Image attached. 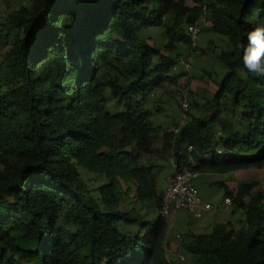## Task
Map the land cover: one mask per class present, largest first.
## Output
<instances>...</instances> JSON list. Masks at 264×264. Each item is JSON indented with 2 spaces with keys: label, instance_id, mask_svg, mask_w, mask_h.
Segmentation results:
<instances>
[{
  "label": "trees",
  "instance_id": "1",
  "mask_svg": "<svg viewBox=\"0 0 264 264\" xmlns=\"http://www.w3.org/2000/svg\"><path fill=\"white\" fill-rule=\"evenodd\" d=\"M205 11L228 69L212 97L191 99L206 114L191 113L178 131L156 126L148 102L185 73L175 70L179 44L190 47L184 28ZM259 23L264 0H29L9 12L0 32H16L0 47V264H264L256 180L221 181L245 207L242 225L189 231L182 246L193 260H170L164 191L146 161L162 136L176 170L264 167V77L242 60ZM151 25L165 26L168 51L141 35ZM80 167L106 178L97 195ZM135 198L156 215L136 211Z\"/></svg>",
  "mask_w": 264,
  "mask_h": 264
},
{
  "label": "rangeland",
  "instance_id": "2",
  "mask_svg": "<svg viewBox=\"0 0 264 264\" xmlns=\"http://www.w3.org/2000/svg\"><path fill=\"white\" fill-rule=\"evenodd\" d=\"M28 1L0 0V32L2 34L8 31V28L4 24L7 21L8 13L18 8L21 4L28 3ZM140 33L142 36L148 38L151 43L158 44L163 51H168L165 48V43L167 42L165 26L151 25L143 28ZM15 36L16 32L14 29L11 30L7 37L0 39L2 52H5L12 45ZM223 42V39L217 32L205 26L198 35V46L196 49L191 51L189 46L179 44V48H181L180 54L183 53L191 56V67L185 69L180 64L175 68L176 71L183 70L185 73L175 83H168L165 87L155 91L153 99L148 102V106L156 110L151 116L156 126L175 128L180 123V119L183 116L179 99L182 85H190L192 87L191 99L196 98L201 103L213 96L228 69L227 65L217 55ZM108 98L111 111L115 112L121 108L120 105H117L116 99L109 95V93ZM157 105L159 106V110L156 109ZM207 112L208 110L204 108L198 109L191 107L192 114L203 115ZM226 117L230 119L228 116ZM226 117L223 118L228 121ZM234 121L236 125L240 124L237 118ZM240 129L243 130V126ZM223 133L224 131L220 127L217 128L216 137H220ZM171 157V151H166L162 136L159 137V143L154 153L146 157V161L150 166V174L153 176L159 191L165 190L169 177L176 170L172 164ZM80 170L90 184L94 194L97 195L98 191L95 188L105 182L106 178L84 167H80ZM247 180H256L258 186L264 187V167L240 168L224 173L212 171L199 173L195 179L198 193L203 200L210 201L213 204V208L203 212L201 217H196L185 208H181L177 211L172 222L167 221L166 247L170 260L175 263H180L185 259L187 262L193 260L194 256L182 246L183 235L185 236L189 231L208 232L217 223L227 221L233 222L237 227L242 225L245 219V207L237 202H233L229 206L224 204V197L226 196L225 187L221 184V181H226L230 186L237 187L239 182ZM131 205L135 207L136 211L147 212L148 217H154L156 215L155 209L149 200L140 201L135 198L131 202ZM123 228L131 229L134 226L123 224ZM178 233L182 236L176 235ZM182 256H184V259L181 258Z\"/></svg>",
  "mask_w": 264,
  "mask_h": 264
},
{
  "label": "built area",
  "instance_id": "3",
  "mask_svg": "<svg viewBox=\"0 0 264 264\" xmlns=\"http://www.w3.org/2000/svg\"><path fill=\"white\" fill-rule=\"evenodd\" d=\"M208 18L206 11L200 17L187 23L184 28V32L189 36L190 49L193 51L198 46V35L207 24ZM191 56L187 54H180L178 62L175 64L177 68L180 64L185 69L191 67ZM191 94L192 87L188 84H184L180 89L179 99L183 112V116L180 119L179 126L175 127V131H178L181 127L187 124L191 118ZM193 146L189 145V149ZM217 150L221 152V148L217 147ZM174 165L175 162L172 161ZM199 171L190 168H183L182 170H175L171 174L168 180V184L163 192V201L160 208V214L168 222H172L173 218L177 214V211L181 208H185L196 217H201L203 212L213 208V204L210 201H205L199 195L195 179L199 175ZM232 203V198L228 195L224 197V204L229 206ZM181 236V234H178ZM184 259V256L181 257Z\"/></svg>",
  "mask_w": 264,
  "mask_h": 264
},
{
  "label": "clouds",
  "instance_id": "4",
  "mask_svg": "<svg viewBox=\"0 0 264 264\" xmlns=\"http://www.w3.org/2000/svg\"><path fill=\"white\" fill-rule=\"evenodd\" d=\"M242 60L248 73L264 77V23L254 25L248 32L247 43L242 46Z\"/></svg>",
  "mask_w": 264,
  "mask_h": 264
},
{
  "label": "crops",
  "instance_id": "5",
  "mask_svg": "<svg viewBox=\"0 0 264 264\" xmlns=\"http://www.w3.org/2000/svg\"><path fill=\"white\" fill-rule=\"evenodd\" d=\"M233 223V222H232ZM237 223V222H236ZM234 224V223H233ZM178 234H180V233H178ZM178 234H176V235H178ZM167 238V237H166ZM168 238H169V236H168Z\"/></svg>",
  "mask_w": 264,
  "mask_h": 264
}]
</instances>
